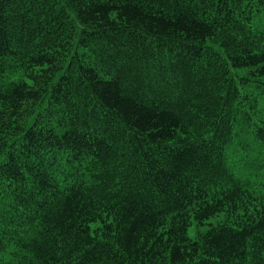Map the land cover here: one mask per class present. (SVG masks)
<instances>
[{"label": "trees", "instance_id": "16d2710c", "mask_svg": "<svg viewBox=\"0 0 264 264\" xmlns=\"http://www.w3.org/2000/svg\"><path fill=\"white\" fill-rule=\"evenodd\" d=\"M0 155V264H264V0H0Z\"/></svg>", "mask_w": 264, "mask_h": 264}, {"label": "snow or ice", "instance_id": "6c2138e0", "mask_svg": "<svg viewBox=\"0 0 264 264\" xmlns=\"http://www.w3.org/2000/svg\"><path fill=\"white\" fill-rule=\"evenodd\" d=\"M112 19L114 21L116 20L115 15H113ZM225 46H227V45H225ZM104 76H107L113 80L118 78V77H114L111 72H107V71H105ZM132 83H133L132 81H128L126 84H124L123 88H117V95H120L122 93H126V90L132 86ZM94 87L103 88L106 90V94H110V89H111L112 85L104 84L103 80L101 78L99 82L94 84ZM122 104H123L122 111H124V112H128L130 109L134 108V105H131V103L128 101H124V102H122ZM109 106L111 107V105H109ZM133 114H135V112H133ZM3 159H4L3 156L0 155V160H3Z\"/></svg>", "mask_w": 264, "mask_h": 264}, {"label": "rangeland", "instance_id": "374dc122", "mask_svg": "<svg viewBox=\"0 0 264 264\" xmlns=\"http://www.w3.org/2000/svg\"><path fill=\"white\" fill-rule=\"evenodd\" d=\"M262 190L264 191V187L262 188ZM211 223L214 222V220H211L210 221ZM188 235L193 238L195 236V228L194 227H190L189 230H188Z\"/></svg>", "mask_w": 264, "mask_h": 264}]
</instances>
